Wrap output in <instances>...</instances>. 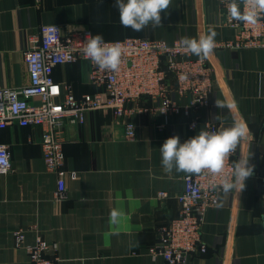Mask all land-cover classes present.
I'll return each instance as SVG.
<instances>
[{
  "label": "crops",
  "instance_id": "obj_1",
  "mask_svg": "<svg viewBox=\"0 0 264 264\" xmlns=\"http://www.w3.org/2000/svg\"><path fill=\"white\" fill-rule=\"evenodd\" d=\"M224 14L219 0H170L161 26L136 32L121 26L114 0H0V87L29 83L23 51L45 24L87 29L104 39L142 36L168 43L199 38L213 27L215 41H223L236 34ZM206 60L213 90L205 108L160 115L147 110L153 103L142 97L129 103L135 108L130 114L102 107L89 110L82 124L66 121L63 167L77 176L66 177L62 198L55 197L57 175L42 157L43 127L12 123L0 129L12 161L10 172L0 175V264H29L27 246L37 237L57 244L48 252L57 264H168L152 257L150 247L179 215L177 193L186 173L166 172L159 148L174 135L181 143L194 137L208 121L219 129L246 125L236 160L249 159L255 170L242 192L222 191L219 204L207 210L202 238L208 250L187 264H264V47H216ZM88 70L80 60L57 66L54 77L80 96L101 89L89 81ZM171 95L182 107L189 104V94L172 89ZM217 99L234 107L218 108ZM193 119L197 125L190 129ZM128 120L135 136L126 134ZM161 190L169 195L158 196ZM18 229L25 232L21 246L15 245Z\"/></svg>",
  "mask_w": 264,
  "mask_h": 264
},
{
  "label": "built area",
  "instance_id": "obj_2",
  "mask_svg": "<svg viewBox=\"0 0 264 264\" xmlns=\"http://www.w3.org/2000/svg\"><path fill=\"white\" fill-rule=\"evenodd\" d=\"M219 1L225 11V24L235 29L236 34L233 39L215 41V48L264 47V17L254 26L245 25L230 19L226 6L229 0ZM88 34L93 35L87 29L65 30L60 24L42 25L37 35L29 36V45L23 51L29 83L20 87H0V129L12 123L43 127L42 157L46 169L57 175V199L64 195L66 177L77 176L76 171H67L63 167L66 121L82 124L89 110L102 107L112 109L118 116L130 114L135 108L129 103L142 97L152 101L153 104L146 108L152 113L164 115L184 109L185 114H189L190 106H208L213 90L211 66L206 59L186 53L180 39L173 43L142 36L104 39L108 44H119L122 49L119 71L112 72L100 69L84 56V41ZM80 60L89 64L88 79L101 87L100 90L79 96L70 84L61 83L54 77L57 66ZM172 89L181 96L189 94V104L179 105L171 95ZM196 125L197 121L193 119L188 127L193 129ZM125 130L128 136H135L136 127L132 121L126 122ZM218 130L211 121L204 129L208 132ZM236 155L237 150L226 162L221 176L207 172L184 176V189L177 193L179 215L160 229L157 242L150 247L152 257L161 256L168 264H187L191 256L207 252L202 225L207 210L219 204L222 180L230 176ZM11 169L9 146L0 144V175ZM168 195L165 190L158 192L160 197ZM14 238L16 246L23 245L25 232L15 230ZM56 248L55 242L37 237L27 246L29 264H57L58 257L48 255Z\"/></svg>",
  "mask_w": 264,
  "mask_h": 264
},
{
  "label": "clouds",
  "instance_id": "obj_3",
  "mask_svg": "<svg viewBox=\"0 0 264 264\" xmlns=\"http://www.w3.org/2000/svg\"><path fill=\"white\" fill-rule=\"evenodd\" d=\"M243 5V9L241 8ZM122 27L139 32L149 25L161 26V12L170 7V0H114ZM227 10L230 19L245 25H256L264 17V0H229ZM217 32L213 27L199 38L181 37L180 45L186 53L195 55L201 60L213 53ZM84 56L100 69L117 72L121 64L122 49L119 44H108L101 34H88L83 47ZM264 78V73L259 74ZM187 78V77H182ZM218 108L234 107L219 99L215 101ZM248 129L244 123H234L215 132L200 130L198 134L181 143L180 137L167 138L159 148L161 164L166 172H183L201 174L207 172L221 176L226 162L237 150L238 144L246 136ZM255 165L247 158L241 157L233 165L230 176L222 180L224 195L233 190L240 193L245 188V181L253 176Z\"/></svg>",
  "mask_w": 264,
  "mask_h": 264
}]
</instances>
